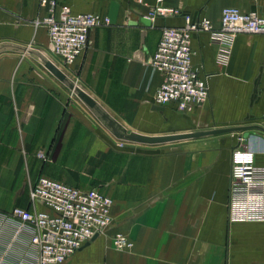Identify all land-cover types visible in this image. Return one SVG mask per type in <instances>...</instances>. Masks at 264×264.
<instances>
[{
	"label": "crops",
	"instance_id": "1",
	"mask_svg": "<svg viewBox=\"0 0 264 264\" xmlns=\"http://www.w3.org/2000/svg\"><path fill=\"white\" fill-rule=\"evenodd\" d=\"M56 1L73 14L105 15L111 25L91 30L86 51L66 66L52 56L45 28L35 25L46 14L40 0H0V264H37L30 226L10 212L31 208L39 174L112 199L111 226L62 264H264V221H243L239 206L229 216L235 136L121 146L42 64L53 62L128 131L264 128V36L237 35L221 67L209 34L192 35V67L207 77L209 97L191 112L154 103L163 76L148 65L162 28L183 26L185 16L206 17L218 28L224 7L264 16V0H161L181 14L150 24L143 21L157 0ZM242 135L264 177V133ZM254 189L252 210L262 211L261 185ZM117 232L133 243L131 251L112 246Z\"/></svg>",
	"mask_w": 264,
	"mask_h": 264
},
{
	"label": "built area",
	"instance_id": "2",
	"mask_svg": "<svg viewBox=\"0 0 264 264\" xmlns=\"http://www.w3.org/2000/svg\"><path fill=\"white\" fill-rule=\"evenodd\" d=\"M40 6L46 9V14L35 25L45 28L52 56L66 66L73 65L86 51L91 30L111 25L105 15L73 14L68 6L56 0H40ZM179 14L180 11L165 7L157 0L145 19L152 23L157 18ZM200 31L209 34L210 43L216 48L217 64L226 67L237 35L264 36V16L257 11L244 13L235 7H224L218 28L206 17L192 20L189 16L184 17L181 27L162 28L156 51L148 62L153 72L163 76L153 96L156 105L175 104L178 111L191 112L206 103L207 77H200L192 67L191 37ZM232 136H235V144L230 154L229 216L231 218L234 207L239 206L243 221H264V209L252 210L254 185H261L264 200V179H261L264 177L255 167V152L242 133ZM123 144L120 142L121 146ZM36 158L40 164L47 161L42 150L37 151ZM29 202L30 209L14 207L10 214L21 225L30 226L37 264L64 263L85 243L104 234L112 223V199L108 195L95 188L81 190L42 174L30 186ZM36 205L44 208L37 209ZM111 244L119 251L133 248V243L120 232L112 236Z\"/></svg>",
	"mask_w": 264,
	"mask_h": 264
},
{
	"label": "water",
	"instance_id": "3",
	"mask_svg": "<svg viewBox=\"0 0 264 264\" xmlns=\"http://www.w3.org/2000/svg\"><path fill=\"white\" fill-rule=\"evenodd\" d=\"M145 24H150L144 19ZM44 68L59 82L63 83L80 103L90 112L93 118L118 142L136 144L141 146H158L185 140L200 139L220 134L242 133L246 130H259L264 133V128L258 125L221 127L209 130H196L184 133H172L165 135H144L128 131L121 123L112 117L94 98L80 88L74 81L70 80L49 59L43 58Z\"/></svg>",
	"mask_w": 264,
	"mask_h": 264
},
{
	"label": "rangeland",
	"instance_id": "4",
	"mask_svg": "<svg viewBox=\"0 0 264 264\" xmlns=\"http://www.w3.org/2000/svg\"><path fill=\"white\" fill-rule=\"evenodd\" d=\"M119 143H120V142H119ZM125 145H127V143H126ZM128 145H132V146L136 147V144H128ZM137 147H146V146L137 145ZM24 183H25V182H24ZM3 198H4V197H1V196H0V200H3Z\"/></svg>",
	"mask_w": 264,
	"mask_h": 264
}]
</instances>
